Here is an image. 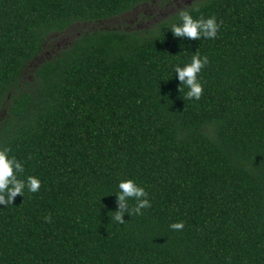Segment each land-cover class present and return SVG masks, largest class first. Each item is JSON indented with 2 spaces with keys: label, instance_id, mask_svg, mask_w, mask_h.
Instances as JSON below:
<instances>
[{
  "label": "trees",
  "instance_id": "obj_1",
  "mask_svg": "<svg viewBox=\"0 0 264 264\" xmlns=\"http://www.w3.org/2000/svg\"><path fill=\"white\" fill-rule=\"evenodd\" d=\"M168 1L0 0V149L41 182L0 204V264H264V0L185 7L215 39L98 26ZM126 179L151 207L121 223Z\"/></svg>",
  "mask_w": 264,
  "mask_h": 264
},
{
  "label": "clouds",
  "instance_id": "obj_2",
  "mask_svg": "<svg viewBox=\"0 0 264 264\" xmlns=\"http://www.w3.org/2000/svg\"><path fill=\"white\" fill-rule=\"evenodd\" d=\"M193 8L199 11L198 7ZM179 19L181 23L172 24L171 29L177 37H188L192 39H215L219 31L220 25L217 23L216 17L213 15L210 18L205 19L201 16L199 19H194L191 12L185 8L179 10ZM209 63L208 57H201L199 51L191 58V62L185 64L183 67L177 65L175 72L179 74V79L184 82L185 87L189 90L184 96L185 99L200 100L203 95V86L198 81V74ZM180 88V92L185 88ZM10 149H0V204L6 207L13 204L15 197L24 195L25 187L30 192H38L41 187V182L34 176H28L27 180L19 179L17 173L24 172L23 164L16 159L15 156L9 157ZM119 191L117 192L118 201L120 204V211L110 213L115 221L123 223V211L126 210L125 206L129 204L128 198H135V205L131 207V214L142 215L141 209L151 207L147 197V192L143 187L138 186L134 180L126 179L121 180L119 185ZM48 222H51V217L45 218ZM173 230H183L184 223L177 222L170 225Z\"/></svg>",
  "mask_w": 264,
  "mask_h": 264
},
{
  "label": "rangeland",
  "instance_id": "obj_3",
  "mask_svg": "<svg viewBox=\"0 0 264 264\" xmlns=\"http://www.w3.org/2000/svg\"><path fill=\"white\" fill-rule=\"evenodd\" d=\"M197 0H170L163 5H147L140 8L135 9L134 11L122 15L118 18H114L111 20L106 21L104 24L98 26H105L108 27H117V28H125V29H144L149 28L153 24L157 23L160 19L168 17L170 15L177 14L179 10L184 9L185 7L191 5L193 2ZM96 27V26H91ZM88 26L84 25H76L73 28L72 33L77 31H83L87 29ZM60 43L54 42L51 43L49 49H52L54 45ZM47 54V53H46Z\"/></svg>",
  "mask_w": 264,
  "mask_h": 264
}]
</instances>
